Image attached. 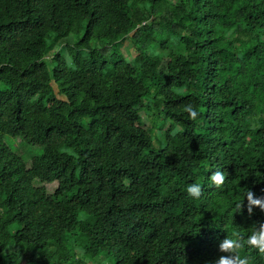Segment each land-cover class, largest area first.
<instances>
[{"label":"trees","instance_id":"trees-1","mask_svg":"<svg viewBox=\"0 0 264 264\" xmlns=\"http://www.w3.org/2000/svg\"><path fill=\"white\" fill-rule=\"evenodd\" d=\"M58 39L69 60L47 57ZM150 102L181 127L176 143L155 147ZM21 136L42 152L11 149ZM249 190L264 197V0H0V264H70L77 247L216 264L228 234L264 223Z\"/></svg>","mask_w":264,"mask_h":264},{"label":"rangeland","instance_id":"rangeland-1","mask_svg":"<svg viewBox=\"0 0 264 264\" xmlns=\"http://www.w3.org/2000/svg\"><path fill=\"white\" fill-rule=\"evenodd\" d=\"M178 2V0H174ZM75 36L76 35H71ZM55 39V36H52V40ZM96 43H92L93 47H96ZM98 47H102L99 44ZM119 50L123 53L127 60L133 61L137 55V49L134 45L130 36H126L123 40H121L118 44ZM60 52L67 60L70 59L69 57V47L66 44L61 43V39H58L52 44V48L48 53V58L50 59L54 53ZM163 59L166 61L169 58L168 51L161 52ZM53 86L58 91V87L56 83L53 82ZM145 102V104H147ZM151 110L150 111H141L143 116V122L146 126V129L151 134L154 140V145L157 148L166 146L168 142L176 143L178 131L181 129L180 126H175L173 131L169 130L168 128L171 127V123L165 119V116L162 115V108L156 105V102H150ZM168 133L170 134L168 137ZM6 142L11 149L20 152L21 154H28V155H38L42 152L43 146L35 145L29 142H26L24 138L21 136L19 139L15 138H6ZM80 218H84L85 214L80 213ZM76 253V260L70 264H115L114 259L107 254H101L96 258L89 257L85 255L83 248L77 247L75 249Z\"/></svg>","mask_w":264,"mask_h":264},{"label":"clouds","instance_id":"clouds-1","mask_svg":"<svg viewBox=\"0 0 264 264\" xmlns=\"http://www.w3.org/2000/svg\"><path fill=\"white\" fill-rule=\"evenodd\" d=\"M184 110L189 114L190 119H196L198 113L191 104L186 105ZM225 179L224 173L220 170H216L213 171L209 177V183L216 188H222L225 184ZM202 191V187L196 183L189 184L186 188L188 196L194 199H198L202 195ZM246 198L249 215H252L254 208H259L261 211H264V197H256L255 193L249 190L246 193ZM244 207V202L236 205L237 211L241 213ZM245 245H247L249 249L257 251L261 256H264V223H259L258 226L255 225L254 230L246 240L238 232L228 234L227 237L219 243V251L226 253V255L220 256L216 264H250V257H242L240 255V250Z\"/></svg>","mask_w":264,"mask_h":264}]
</instances>
